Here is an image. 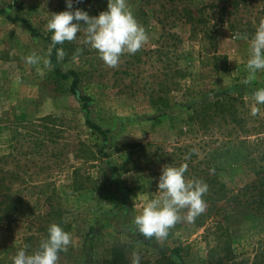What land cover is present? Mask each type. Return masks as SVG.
I'll return each mask as SVG.
<instances>
[{"label":"rangeland","instance_id":"rangeland-1","mask_svg":"<svg viewBox=\"0 0 264 264\" xmlns=\"http://www.w3.org/2000/svg\"><path fill=\"white\" fill-rule=\"evenodd\" d=\"M72 3V11L95 17L107 11L108 0ZM127 3L149 42L110 68L84 42L83 31L59 45L66 53L62 61L48 56L53 33L46 25L51 14L68 10L66 0H0V264H13L25 246L27 254L37 251L53 223L72 237L58 264H113L117 245L124 246L118 264H131L134 252L140 264H162V254L171 256L179 246L185 249L179 264L256 260L264 219L245 208L211 226L182 220L167 240L145 238L133 220L159 195L165 165L187 164L185 179L193 180L199 161L201 170L215 161L218 178L231 190L254 178L257 159L248 156L237 129L218 122L205 134L190 118L195 105L226 95L239 98L249 117L258 107L253 117L262 118L264 104L252 94L264 88V71L248 81L246 65L264 0ZM11 19L27 20L36 33ZM32 53L41 60L30 66L23 58ZM58 69L78 73L81 94L91 99L88 110L72 92V78L62 79ZM160 98L172 107L161 110L154 104ZM7 193L14 210L1 204Z\"/></svg>","mask_w":264,"mask_h":264},{"label":"clouds","instance_id":"clouds-1","mask_svg":"<svg viewBox=\"0 0 264 264\" xmlns=\"http://www.w3.org/2000/svg\"><path fill=\"white\" fill-rule=\"evenodd\" d=\"M81 0H77V3ZM68 10L53 13L47 22L48 31L52 32L48 56L56 45L72 42L77 34L85 33L84 42L97 50L99 58L110 68L119 65L120 57L135 54L149 42L145 28L135 19L127 0H108L107 11L98 16L90 17L86 11H72V0H66ZM83 22V24H81ZM238 39L248 40V36L237 35ZM81 52L77 49V54ZM57 59L62 61L66 55L63 48L57 50ZM74 58H76L74 56ZM27 65H37L41 57L32 53L23 58ZM45 66L51 65L50 59L44 60ZM248 81L256 79L257 71H264V19L256 27L250 40V57L246 65ZM256 104H264V88L252 94ZM259 112L258 107L252 108V115ZM187 164L180 167L165 165L159 177L157 198L148 201L141 214L134 217L136 230L145 238H166L169 230L178 222H193L206 210L202 197L208 191V185L201 180H186ZM187 210L182 216V210ZM72 242L71 234L53 223L48 228V237L41 241L39 249L27 254L26 247L19 249L12 257L13 264H58L59 253L66 252ZM131 264H140V256L134 252Z\"/></svg>","mask_w":264,"mask_h":264},{"label":"trees","instance_id":"trees-1","mask_svg":"<svg viewBox=\"0 0 264 264\" xmlns=\"http://www.w3.org/2000/svg\"><path fill=\"white\" fill-rule=\"evenodd\" d=\"M3 13V11H0ZM13 21L21 20L25 22L26 27L33 33H36L34 27L25 19H11ZM51 43V38H47ZM59 49V44L53 48L51 58L53 61H57V50ZM56 74L64 80L72 78V92L76 97L84 103V107L88 110V104L91 101L90 97L81 94L79 89L80 76L75 71H68L63 73L60 69L56 71ZM159 102V103H158ZM159 104L161 110L169 109L172 107L171 102L168 99L160 98L154 104ZM242 101L237 97L226 95L221 99H216L214 101H203L194 106L192 109L193 115L190 120L198 125L204 130L205 134H209L211 129L215 128L218 122L223 123L228 127H233L237 129V138L242 144L245 145V149L249 157H255L254 161V178L238 189H228L224 183L220 181L217 176L218 164L213 162L208 163L206 170H201L199 161L197 167L195 168L196 174L194 175L195 180H201L208 185L207 193L202 197V199L207 204L206 210L195 218L194 222L198 227L211 226L215 223L220 224L222 222V217L228 213V211H235L241 208H245L253 215L261 217L264 219V107L263 116L261 119L257 117H249L242 110ZM89 128L98 134H100L103 139H107V133L98 125L87 121ZM232 131L229 132V143L232 142ZM212 155V154H211ZM4 199L1 204H4L14 210V203L11 201L10 194H4ZM53 214L60 216V211H53ZM49 217L50 214L48 213ZM53 218V215H51ZM180 225L177 223L173 228L169 230V234L165 240L171 238L179 229ZM44 237H48L47 233H44ZM45 238V239H46ZM44 240L43 236L41 241ZM40 246V244H39ZM123 245H117L113 249L112 263L118 264L117 260L124 256ZM39 249V247H38ZM184 248L179 246L171 251V256L167 254H162L161 261L162 264H179L184 257ZM178 260V261H177ZM253 264H264V239L262 240L259 252L256 255V260Z\"/></svg>","mask_w":264,"mask_h":264}]
</instances>
